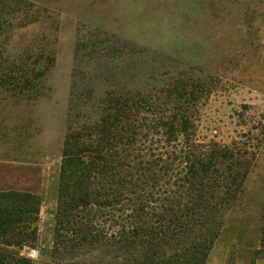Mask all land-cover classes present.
Wrapping results in <instances>:
<instances>
[{
	"label": "rangeland",
	"instance_id": "rangeland-1",
	"mask_svg": "<svg viewBox=\"0 0 264 264\" xmlns=\"http://www.w3.org/2000/svg\"><path fill=\"white\" fill-rule=\"evenodd\" d=\"M0 21V156L37 166L33 264H105V246L58 252L56 210L69 127L117 108L139 154L169 138L247 173L206 264H264V0H0Z\"/></svg>",
	"mask_w": 264,
	"mask_h": 264
},
{
	"label": "trees",
	"instance_id": "trees-1",
	"mask_svg": "<svg viewBox=\"0 0 264 264\" xmlns=\"http://www.w3.org/2000/svg\"><path fill=\"white\" fill-rule=\"evenodd\" d=\"M45 69L32 67L25 85L37 86ZM124 111L117 108L66 133L56 249L105 246L97 260L105 264H206L224 227L225 210L244 194L247 173L213 172L219 159L215 152L197 156L188 142L184 155V142L169 138L139 154L133 125L119 119ZM178 122L172 125L176 129ZM223 154L233 156L228 150ZM223 182L232 187L224 188ZM40 210L36 193L0 191V264H33L21 250L36 241ZM108 219L112 223L106 227Z\"/></svg>",
	"mask_w": 264,
	"mask_h": 264
},
{
	"label": "crops",
	"instance_id": "crops-1",
	"mask_svg": "<svg viewBox=\"0 0 264 264\" xmlns=\"http://www.w3.org/2000/svg\"><path fill=\"white\" fill-rule=\"evenodd\" d=\"M37 173L35 164L30 165L27 161L24 162L21 159L15 160L0 156V191L24 190L36 192L31 181Z\"/></svg>",
	"mask_w": 264,
	"mask_h": 264
}]
</instances>
